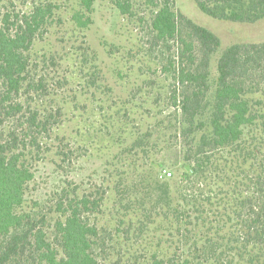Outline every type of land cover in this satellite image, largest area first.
I'll return each mask as SVG.
<instances>
[{"label": "trees", "instance_id": "obj_1", "mask_svg": "<svg viewBox=\"0 0 264 264\" xmlns=\"http://www.w3.org/2000/svg\"><path fill=\"white\" fill-rule=\"evenodd\" d=\"M97 1L67 11L58 0H0V264H109L120 254L139 264H264V40L221 51L213 72L220 37L176 0H145L152 53H167L158 65L166 97H126L156 126L127 133L86 186L70 170L80 157L65 117L96 115L111 100L78 97L60 69L66 37L89 31ZM194 2L216 21H264V0ZM115 5L134 16L130 0ZM88 50L84 65L97 61ZM99 72L86 85L112 92ZM161 144L179 161L157 160Z\"/></svg>", "mask_w": 264, "mask_h": 264}, {"label": "rangeland", "instance_id": "obj_2", "mask_svg": "<svg viewBox=\"0 0 264 264\" xmlns=\"http://www.w3.org/2000/svg\"><path fill=\"white\" fill-rule=\"evenodd\" d=\"M58 1L64 6V10H67L66 4L74 6L75 1L77 2V0H70L71 4H69V0ZM116 1L118 0H98L93 15L94 23L89 31L70 33L66 37L68 44L63 54L68 59V67L60 69L61 73L67 71L68 77L73 76V82L69 88L78 97H98L104 101L111 100L103 104V110L98 109L100 112L94 111L96 115H84L81 111H74L69 112L65 117V127L71 136L72 148L80 157L75 167L70 170L84 177L86 186L90 181H95L90 180V177L92 175H94L92 179L98 177L95 172L102 169L106 160L111 158L115 160L118 149L129 141L126 138L127 135L131 137L127 133L130 131L145 132L148 126H156V121L153 119L139 121L137 115L148 116L150 114L141 107V104H125L126 97H159L161 94L166 97L169 85L167 76L158 66L167 56L166 49L159 46L152 53L153 43L147 37L148 28L140 23L141 18L149 19L150 12L145 0H130L133 4L134 16H121L117 13ZM176 8L179 13L220 37L222 47L212 60L213 72H215L221 51L245 40H264V21L255 26L216 21L203 14L194 0H176ZM85 47L89 48L87 51L89 54L96 53V62H92L88 56V63L83 64L80 55ZM131 53L137 55V58H133ZM137 53L141 55L138 56ZM98 69L100 70L99 85L107 84L112 92L103 93L102 89L98 90L86 85L90 75L96 74ZM151 81L155 85L152 86ZM139 86H152L154 93L144 91L137 94ZM94 93H96L95 96H93ZM111 97H115L117 101L113 103ZM162 108H157L153 114L161 117ZM79 132L82 133V138L86 143L79 137ZM164 149L163 144L156 148L157 160L166 163L179 161V156L175 151L163 153ZM45 182L46 178L41 179L38 182L39 187H45ZM144 256L141 254L140 257ZM109 264L139 263L135 258L130 259L128 255L120 254L111 257Z\"/></svg>", "mask_w": 264, "mask_h": 264}, {"label": "built area", "instance_id": "obj_3", "mask_svg": "<svg viewBox=\"0 0 264 264\" xmlns=\"http://www.w3.org/2000/svg\"><path fill=\"white\" fill-rule=\"evenodd\" d=\"M171 174H169V176H170Z\"/></svg>", "mask_w": 264, "mask_h": 264}]
</instances>
